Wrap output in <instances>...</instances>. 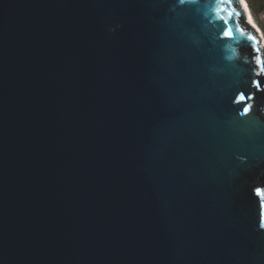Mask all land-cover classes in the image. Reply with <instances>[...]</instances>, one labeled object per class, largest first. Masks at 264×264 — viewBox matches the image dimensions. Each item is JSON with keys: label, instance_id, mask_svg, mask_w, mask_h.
<instances>
[{"label": "water", "instance_id": "obj_1", "mask_svg": "<svg viewBox=\"0 0 264 264\" xmlns=\"http://www.w3.org/2000/svg\"><path fill=\"white\" fill-rule=\"evenodd\" d=\"M214 6L0 0V264H264V74Z\"/></svg>", "mask_w": 264, "mask_h": 264}, {"label": "snow or ice", "instance_id": "obj_2", "mask_svg": "<svg viewBox=\"0 0 264 264\" xmlns=\"http://www.w3.org/2000/svg\"><path fill=\"white\" fill-rule=\"evenodd\" d=\"M179 3L181 5L186 3L195 4L197 0H179ZM214 5V12L217 19L223 24L222 38L233 40L237 33L242 37H247V40L254 45L253 51L257 54L254 58L257 70H253V76L258 77L264 74V56L260 55L259 42L256 40L253 32L247 30V25L241 22L240 17L242 13L238 10V5L235 4L234 0H214ZM233 17H235V21H233ZM251 84L257 90L264 91L259 79H252ZM254 99L255 95L253 93L246 94L245 91L238 92L234 97V103L240 105L238 111L241 116H247L251 112L253 105L247 103V101ZM256 194L258 196H264V189H256ZM259 227L264 229V198L260 201Z\"/></svg>", "mask_w": 264, "mask_h": 264}, {"label": "rangeland", "instance_id": "obj_3", "mask_svg": "<svg viewBox=\"0 0 264 264\" xmlns=\"http://www.w3.org/2000/svg\"><path fill=\"white\" fill-rule=\"evenodd\" d=\"M246 2L248 3V1L246 0ZM251 2L253 3L254 7L258 10V13L256 15V17L253 15L256 23L259 25V27L261 28L263 35H264V0H251ZM249 8L252 12L251 9V5L248 3Z\"/></svg>", "mask_w": 264, "mask_h": 264}, {"label": "bare ground", "instance_id": "obj_4", "mask_svg": "<svg viewBox=\"0 0 264 264\" xmlns=\"http://www.w3.org/2000/svg\"><path fill=\"white\" fill-rule=\"evenodd\" d=\"M245 13H246V16H247V20L248 22L253 25V27L255 28V31L258 32L259 36H260V39H261V42L262 44L264 45V35H263V32L261 30V28L259 27V25L256 23L253 15H252V12L249 8V5L248 3L246 2V0H239Z\"/></svg>", "mask_w": 264, "mask_h": 264}, {"label": "trees", "instance_id": "obj_5", "mask_svg": "<svg viewBox=\"0 0 264 264\" xmlns=\"http://www.w3.org/2000/svg\"><path fill=\"white\" fill-rule=\"evenodd\" d=\"M248 3L251 5V9H252V13L253 15L256 17L258 10L254 7L253 3L251 2V0H247Z\"/></svg>", "mask_w": 264, "mask_h": 264}]
</instances>
